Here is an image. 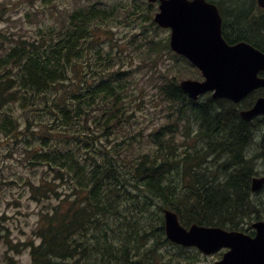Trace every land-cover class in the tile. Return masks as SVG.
Segmentation results:
<instances>
[{"label": "trees", "instance_id": "1", "mask_svg": "<svg viewBox=\"0 0 264 264\" xmlns=\"http://www.w3.org/2000/svg\"><path fill=\"white\" fill-rule=\"evenodd\" d=\"M209 1L220 9L229 43L247 41L264 51L257 0ZM157 10L147 0L99 1L32 39L13 44V37H1L0 51L12 44L0 54V132L24 144L28 164L43 169L29 181L33 199L46 207L32 264H149L147 254L165 256L156 251L169 242L165 208L184 226L250 232L254 220L264 219V189L251 190L252 179L264 174V135L260 141L256 134L264 118L240 116L262 91L237 104L210 94L189 98L176 77L195 67L159 35ZM117 26L135 32L115 38ZM162 54L175 62L164 72L129 66ZM139 74L162 80L149 124L140 119L150 109ZM15 107L22 115L14 116Z\"/></svg>", "mask_w": 264, "mask_h": 264}, {"label": "water", "instance_id": "2", "mask_svg": "<svg viewBox=\"0 0 264 264\" xmlns=\"http://www.w3.org/2000/svg\"><path fill=\"white\" fill-rule=\"evenodd\" d=\"M156 2L158 0H149ZM154 20L172 29L170 45L178 54L186 56L202 72L204 79H183L181 88L193 99L212 91L214 98L241 101L253 90L264 87V52L248 42L233 45L222 34V17L217 5L207 0H159ZM264 7V0H258ZM250 120L264 114V96L255 105L240 112ZM264 176L256 177L252 190L258 191ZM166 233L170 240L184 246H197L210 254L222 247L229 250L215 264H264V220L253 226L255 236L221 227L192 224L188 228L180 222L177 212L165 209Z\"/></svg>", "mask_w": 264, "mask_h": 264}, {"label": "rangeland", "instance_id": "3", "mask_svg": "<svg viewBox=\"0 0 264 264\" xmlns=\"http://www.w3.org/2000/svg\"><path fill=\"white\" fill-rule=\"evenodd\" d=\"M96 1L110 3L119 0H0V42H3L1 39L3 35L13 37L12 43L15 44V40L17 43L18 39L36 37L40 28L51 25L63 27L67 22V17L74 10ZM122 1L129 3L131 0ZM248 2L249 0H242V4ZM112 30L115 38L122 39L135 32L131 27L125 26L113 27ZM159 35L167 37L170 35V30L161 28ZM12 43L5 42L0 54L6 52ZM174 63L173 58L168 54H162L155 62L143 63L140 58H136L134 63L129 66H159L164 72L168 66H174ZM194 73H197L194 69L193 72L184 70L176 77L177 83L184 78H196L193 76ZM138 77L141 78L139 87L147 91L145 110L150 109L149 114H140V119L145 124H149L156 109L152 95H157V84L162 80L159 76L150 79L139 74ZM13 110L14 116L22 115L17 107ZM165 121L170 122L171 118L158 120V124H163ZM191 127L195 129L194 124ZM179 129L180 132L177 135L182 139L185 128L180 125ZM253 144L254 148L259 147V145ZM24 154V144L18 143L16 138H8L0 132V264H32V248L41 241L36 236V232L40 226L42 212L46 210L45 201L38 202L33 199L29 181H38L43 169L42 167L32 168ZM261 195L264 197V191ZM175 245L168 242L162 251L161 247L156 248V251L162 252L165 256L159 257L156 252L147 254L148 263L183 264V261L179 262V260L188 258L192 262L190 264H213L222 254L221 251L204 255L195 248H184L180 252ZM146 249L148 248L142 250ZM171 254L173 256H170Z\"/></svg>", "mask_w": 264, "mask_h": 264}, {"label": "flooded vegetation", "instance_id": "4", "mask_svg": "<svg viewBox=\"0 0 264 264\" xmlns=\"http://www.w3.org/2000/svg\"><path fill=\"white\" fill-rule=\"evenodd\" d=\"M260 133H262V135H264V129H262V130H258L257 131V136H259L260 137ZM262 140V137L260 138V141ZM264 147V146H263Z\"/></svg>", "mask_w": 264, "mask_h": 264}, {"label": "bare ground", "instance_id": "5", "mask_svg": "<svg viewBox=\"0 0 264 264\" xmlns=\"http://www.w3.org/2000/svg\"><path fill=\"white\" fill-rule=\"evenodd\" d=\"M245 14V13H244ZM56 246V245H55ZM61 250V249H60ZM56 262V261H55Z\"/></svg>", "mask_w": 264, "mask_h": 264}]
</instances>
